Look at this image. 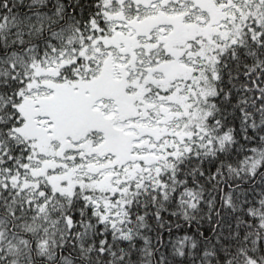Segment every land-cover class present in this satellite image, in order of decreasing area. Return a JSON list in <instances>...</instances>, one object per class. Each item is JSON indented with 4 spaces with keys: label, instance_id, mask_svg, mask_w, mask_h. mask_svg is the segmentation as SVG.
<instances>
[{
    "label": "trees",
    "instance_id": "trees-1",
    "mask_svg": "<svg viewBox=\"0 0 264 264\" xmlns=\"http://www.w3.org/2000/svg\"><path fill=\"white\" fill-rule=\"evenodd\" d=\"M153 2L0 0V264H264V25L219 53L201 128L142 183L114 197L14 183L36 163L29 129L104 127L91 110L108 83L87 86L101 63L87 54ZM58 84H79L72 126L50 113ZM40 111L52 129L27 124Z\"/></svg>",
    "mask_w": 264,
    "mask_h": 264
},
{
    "label": "rangeland",
    "instance_id": "rangeland-1",
    "mask_svg": "<svg viewBox=\"0 0 264 264\" xmlns=\"http://www.w3.org/2000/svg\"><path fill=\"white\" fill-rule=\"evenodd\" d=\"M129 1L141 4V0ZM263 25L264 0H154L148 9L126 15L124 23L115 25L117 36L110 40L104 55L101 57L103 48L98 43L87 54L97 63L101 57L95 73L98 78L90 76L87 86L99 89L105 80L108 91L116 94L101 96L99 110L97 105L91 106L112 132L105 138L96 134L93 141L80 136L82 152L75 146L71 154L70 147L64 145V154L57 147L65 139L69 144L76 142L77 133H83L79 127L76 131L65 128L52 138L57 147L50 135L44 137L29 129L37 165L14 183L34 190L45 182L54 193L69 197L77 188L114 197L142 183L170 157L187 150L194 130L201 128L208 114L207 97L217 77L219 53L236 42L241 30L252 32ZM79 84L54 86L57 91L51 105L53 110H62H50L53 119L58 116L72 126L82 115L84 102L72 95ZM109 98L120 104L106 105L104 110ZM41 111L27 120L29 126L43 128L46 121L40 118L46 113Z\"/></svg>",
    "mask_w": 264,
    "mask_h": 264
},
{
    "label": "bare ground",
    "instance_id": "bare-ground-1",
    "mask_svg": "<svg viewBox=\"0 0 264 264\" xmlns=\"http://www.w3.org/2000/svg\"><path fill=\"white\" fill-rule=\"evenodd\" d=\"M181 34H182V33H181ZM177 35H179V34H177ZM175 37H176V36H175ZM173 38H174V37H173ZM173 38H172V39H173Z\"/></svg>",
    "mask_w": 264,
    "mask_h": 264
}]
</instances>
